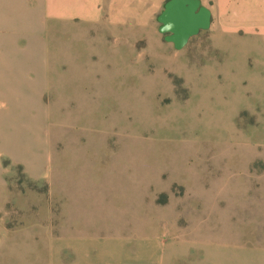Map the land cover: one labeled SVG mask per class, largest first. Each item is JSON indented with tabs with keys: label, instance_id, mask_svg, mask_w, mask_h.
Masks as SVG:
<instances>
[{
	"label": "rangeland",
	"instance_id": "374dc122",
	"mask_svg": "<svg viewBox=\"0 0 264 264\" xmlns=\"http://www.w3.org/2000/svg\"><path fill=\"white\" fill-rule=\"evenodd\" d=\"M167 1L0 0V264H264V0Z\"/></svg>",
	"mask_w": 264,
	"mask_h": 264
},
{
	"label": "water",
	"instance_id": "95a60500",
	"mask_svg": "<svg viewBox=\"0 0 264 264\" xmlns=\"http://www.w3.org/2000/svg\"><path fill=\"white\" fill-rule=\"evenodd\" d=\"M209 17V11L200 7L198 0H168L158 17L162 24L159 32H170L165 40L180 49L189 37L208 28Z\"/></svg>",
	"mask_w": 264,
	"mask_h": 264
},
{
	"label": "crops",
	"instance_id": "0c3cea01",
	"mask_svg": "<svg viewBox=\"0 0 264 264\" xmlns=\"http://www.w3.org/2000/svg\"><path fill=\"white\" fill-rule=\"evenodd\" d=\"M85 168L87 170H84ZM85 168L80 169V171H90V168ZM81 241L79 244L76 241L63 244L64 247L67 246V249L73 252V264H129V246L126 242L89 239ZM152 246L155 247V245ZM145 247L144 242L143 244L138 243L135 249L132 250V264H144L142 259ZM114 254H117L115 260L113 259Z\"/></svg>",
	"mask_w": 264,
	"mask_h": 264
},
{
	"label": "flooded vegetation",
	"instance_id": "af4514ba",
	"mask_svg": "<svg viewBox=\"0 0 264 264\" xmlns=\"http://www.w3.org/2000/svg\"><path fill=\"white\" fill-rule=\"evenodd\" d=\"M164 5H165V4H164ZM161 13H162V12H161ZM161 13H160V14H161ZM160 14H159V16H160ZM159 16H158V17H159ZM158 17H157V21H158ZM158 22H159V21H158ZM159 23H160V22H159ZM160 25H162V24L160 23ZM158 31H159V28H158ZM199 31H201V30H199ZM199 31H198V32H199ZM198 32H197V33H198ZM163 34H167L168 36L171 35L170 32H168V33H163ZM195 35H196V34H195ZM193 36H194V35H193ZM165 37H167V36H165ZM191 37H192V36H191ZM189 38H190V37H189ZM189 38H188V39H189ZM164 39H165V38H164ZM188 39H187V41H188ZM187 41H186V42H187ZM168 42H169V41H168ZM170 43H172V42H170ZM172 44H173V43H172ZM173 45H174V44H173Z\"/></svg>",
	"mask_w": 264,
	"mask_h": 264
}]
</instances>
